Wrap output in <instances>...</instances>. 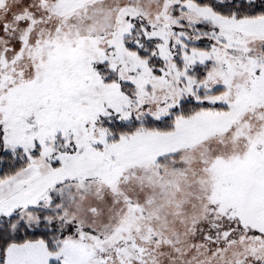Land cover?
<instances>
[{"label": "snow or ice", "instance_id": "1", "mask_svg": "<svg viewBox=\"0 0 264 264\" xmlns=\"http://www.w3.org/2000/svg\"><path fill=\"white\" fill-rule=\"evenodd\" d=\"M0 264H264V0H0Z\"/></svg>", "mask_w": 264, "mask_h": 264}]
</instances>
